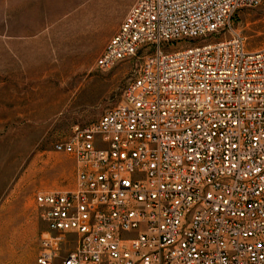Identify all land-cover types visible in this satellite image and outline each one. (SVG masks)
Instances as JSON below:
<instances>
[{"label": "built area", "instance_id": "2783aa9c", "mask_svg": "<svg viewBox=\"0 0 264 264\" xmlns=\"http://www.w3.org/2000/svg\"><path fill=\"white\" fill-rule=\"evenodd\" d=\"M264 0H139L97 66L140 59L123 102L55 151L37 264H264V49L218 39Z\"/></svg>", "mask_w": 264, "mask_h": 264}, {"label": "rangeland", "instance_id": "374dc122", "mask_svg": "<svg viewBox=\"0 0 264 264\" xmlns=\"http://www.w3.org/2000/svg\"><path fill=\"white\" fill-rule=\"evenodd\" d=\"M139 0H0V264H37L41 193L71 191L76 169L55 151L76 127L119 106L140 59L97 66ZM264 49V4L237 13L220 38Z\"/></svg>", "mask_w": 264, "mask_h": 264}]
</instances>
